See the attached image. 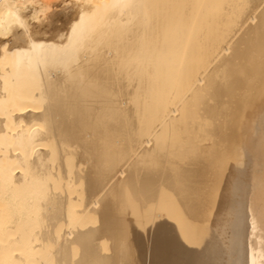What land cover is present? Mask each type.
I'll use <instances>...</instances> for the list:
<instances>
[{"label":"bare ground","instance_id":"1","mask_svg":"<svg viewBox=\"0 0 264 264\" xmlns=\"http://www.w3.org/2000/svg\"><path fill=\"white\" fill-rule=\"evenodd\" d=\"M136 193L145 264H264V0H0V264H135Z\"/></svg>","mask_w":264,"mask_h":264},{"label":"rangeland","instance_id":"2","mask_svg":"<svg viewBox=\"0 0 264 264\" xmlns=\"http://www.w3.org/2000/svg\"><path fill=\"white\" fill-rule=\"evenodd\" d=\"M185 147H186V146H185ZM162 154H163V153H162ZM162 154H161V155H162ZM163 155H164V154H163ZM163 155H162L161 157H162L163 159H164V158L166 159V157H165V156L163 157ZM168 156H170V155H168ZM170 157H171V156H170ZM170 157H168L167 159H170ZM171 158H172V157H171ZM165 159H164V161L166 162ZM160 161H163V160H160ZM164 161L161 162V165L163 164V166H162V168H161V171L159 172L160 175L156 176L157 179H158V177L160 178V179H158V185L161 184V182H160V184H159V181H162L161 179H163V175H162L161 173H162L163 171H164L163 174L165 173V166H164V165H165L166 163H165ZM164 163H165V164H164ZM163 167H164V168H163ZM166 167H167V165H166ZM138 168H139V170H140V167H138ZM138 168H137V169H138ZM163 169H164V170H163ZM131 170L133 171V169H131ZM162 170H163V171H162ZM132 171H131V172H132ZM131 172L128 173V174H130L131 176H129V175H128V176H129L131 179H133V176H134V180H131V179L128 177V178H129V179H128V185H129V187H131L130 185L133 184V185H132L133 187H131V189H132V191H133V188H134V191L131 192V190H130V188H129V191H130V192H128V195H130L129 193L133 194V193H135L137 190H139V191H137V192H138L140 195L143 196V193H144V192L142 191L141 188H139L140 185L138 184V186H137L138 188L134 186V185L137 184V180H138V178H137L136 180H135V178L138 177V175H137V173L134 172V173L136 174V176H135L134 173H133V172L131 173ZM132 175H133V176H132ZM160 176H161V177H160ZM208 177H210V176H208ZM129 180L133 181V183H131ZM154 181H155V179H154ZM156 181H157V180H156ZM156 181L153 182V184L155 183L154 185H157ZM134 182H136V183H134ZM138 183H139V181H138ZM153 184H151V186H150L151 188H149V191H148V192H150V190H152V191L155 193V194H154V197L157 198V197H156V195H158V192H157L158 190H157V189H159L160 187H158V185H157V187L155 186V187H156V188H155ZM152 185H153V187H152ZM136 188H137V189H136ZM135 189H136V190H135ZM140 189H141V190H140ZM153 189H154V190H153ZM140 191H142V192H140ZM152 191L150 192L152 196H150V195L148 196V194H150V193H147V192L144 193V194H145V195H144L145 197H144V196H143V197H142V196H139V194L136 193L137 195L135 194V196H134V197L136 198V200H133L134 198H132V197H133V195H132V196H131L132 200H131V198H130V199L127 198V199H129V201H125V202H126V205H125L124 207L126 208V207L129 206V204H131L130 202H132V205H135V206H136V205L139 204V203H137V202H142L143 200H145V201L142 202L143 204L140 203V204H142L141 206H140V204L138 205V206H140V207H139L140 209H141V207H142V209H141L142 211L138 208V206H137L138 209H136V207H134V206L132 207V205L129 206L130 208L128 207L129 212H130V211L135 212V213H134V216L132 215V214H133L132 212H130V214L132 213L131 215H130L129 213H127V212H128V209L126 210V212H125V210H124V218H125V220H126L125 223L128 222V221H130V220H132V219H133V222H134V223L132 222L133 225H134L135 223H138V222H137V219H139V222H140L139 225H138V224H135V226L138 225V227L136 226V227L138 228V229H136V230H135V228H136L135 226L132 225V226L130 227V222H131V221L128 222V223H126V224H127L126 229H128V228L130 229V230L128 229V232L132 231L133 229H134V230H133L134 233H136V231H137V234H134L133 231H132V233H133L134 235H133V234H130L131 232L128 234V236L130 235V236H129V240H130V241H129V243H130V248L132 249L133 252H134V250H135V252H136V253L134 252L135 254L133 253V256L136 255V256H134V257H137V258H134V259L137 260V261L135 260V261H136L135 264H141V262H142V264H145V261H146V258H144V257H146V255H145L146 253H142V252L145 251V249L142 250V248L145 247V245H143L144 242H145V241H144L145 238H143V237L145 236V228L143 229L144 225H143V223H141V222H142L141 218H142L143 220H146V219H144V218H146V217H150V216L153 217V213H154V211H155V210H154V209H155V207H154L155 205H154V206H153V205L151 206V203H148V202H147V200H149V202H153L152 204H154V203L156 202V201H155L156 199L153 197V192H152ZM146 193H147V194H146ZM138 196H139V197H142L143 200L140 198V199H138L139 201H137V198H139ZM146 196H147V197H146ZM127 197H128V196H127ZM151 197H152V198H151ZM144 198H145V199H144ZM147 198H148V199H147ZM149 198H150V199H149ZM151 199H152V200H151ZM150 200H151V201H150ZM133 201H134V202H133ZM135 201H136V202H135ZM154 201H155V202H154ZM144 202H145V204H144ZM127 203H129V204H127ZM147 203H148V205L150 204V206H147V205H146ZM144 206H147V208H145ZM124 207H123V208H124ZM131 207H132V209H131ZM150 207L153 208V211H152V209H151V210L149 209L150 212L147 211V212L145 213V211H146L148 208H150ZM143 208H144V210H145L144 212H143ZM133 209H136V210H133ZM140 211H141V212H140ZM139 212H140L142 215H141ZM142 212H143V213H142ZM152 212H153V213H152ZM126 214H129L128 216H129V217L131 216L130 218H132V219L128 220L129 217L126 216ZM136 214H137V215L140 214V216H143L144 218H143V217H140V216H139V218H138ZM143 214H144L145 216H144ZM146 214H147V215H146ZM148 215H150V216H148ZM135 217H136L137 219H135ZM152 217H150V218L153 220ZM134 219H135L136 222L134 221ZM151 219H149V218L147 219L148 221L150 220V221H149V224H148L147 221H145V222L143 221L144 224H145V226H150V225L152 224V223H151V221H152ZM146 222H147V223H146ZM128 224H129V226H128ZM141 224H142V225H141ZM139 226H140V227H139ZM142 226H143V227H142ZM133 227H134V228H133ZM141 227H142V228H141ZM131 228H133V229H131ZM140 228L143 229V230H139ZM138 231H140L139 234H138ZM117 232H118V233H117V241H118V243L122 246L123 243H125V242L127 241V239H126V234H125V232H124V228H122V227L119 228V227H118V228H117ZM141 232H144V233H142V235H144L143 237H142V235H141ZM132 236H133V238L135 237L137 240H135V238H134V240L136 241V243H135V241H132L134 244H133V246L131 247V245H132L131 240H133V239H132ZM138 236H140V237H142V238H139ZM130 237H131V238H130ZM138 238H139V239H143V242L140 243L141 240H139ZM139 241H140V242H139ZM136 244H138V245H136ZM141 244H142L144 247H143V246L141 247ZM134 245L137 246L136 249H135L136 246H134ZM140 247H141V250H137V249H140ZM137 252H139V253H137ZM141 253H142V254H141ZM137 254H140V255H139L140 257L137 256ZM141 255H142V256H141ZM144 255H145V256H144ZM138 257L140 258L139 260H138Z\"/></svg>","mask_w":264,"mask_h":264}]
</instances>
